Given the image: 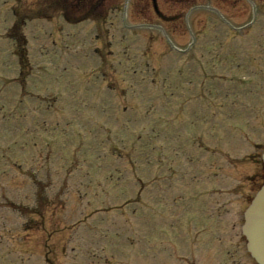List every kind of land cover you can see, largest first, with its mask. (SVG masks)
Here are the masks:
<instances>
[{"label":"rangeland","instance_id":"obj_1","mask_svg":"<svg viewBox=\"0 0 264 264\" xmlns=\"http://www.w3.org/2000/svg\"><path fill=\"white\" fill-rule=\"evenodd\" d=\"M15 1L0 0V264H175L174 238L181 252L192 238L186 201L197 210L210 204L233 248L262 173L264 79L242 82L248 90L239 100L219 101L188 86L184 55L200 57L203 25L212 36L213 20L260 16L264 0H252L255 10L248 0H157L167 20L152 0H120L102 26L62 16L24 22L32 70L23 76L5 33L13 9L38 18L43 2ZM246 42L256 51L248 70L264 77L252 31L233 43ZM225 75L222 93L237 85ZM187 170L196 181L172 204L181 195L166 179L190 182ZM222 199L229 204L220 216ZM196 254L197 264H213L212 250L198 246Z\"/></svg>","mask_w":264,"mask_h":264},{"label":"trees","instance_id":"obj_2","mask_svg":"<svg viewBox=\"0 0 264 264\" xmlns=\"http://www.w3.org/2000/svg\"><path fill=\"white\" fill-rule=\"evenodd\" d=\"M41 11L44 15L38 14L39 18L51 17L53 14H64L67 21L80 22L85 19H94L97 22H103L109 13L111 2L110 0H42ZM40 11V8H38ZM33 12V11H32ZM41 12V13H42ZM17 21L12 28L10 35L15 39L17 46V53L20 55L21 63L27 60V40L25 35L22 34L24 17H21L17 12ZM34 15V14H33ZM32 15V16H33Z\"/></svg>","mask_w":264,"mask_h":264},{"label":"flooded vegetation","instance_id":"obj_3","mask_svg":"<svg viewBox=\"0 0 264 264\" xmlns=\"http://www.w3.org/2000/svg\"><path fill=\"white\" fill-rule=\"evenodd\" d=\"M254 22H252L253 24ZM254 25V24H253ZM229 29H239L241 27H237L235 25H233L232 23L228 25ZM263 31V30H261ZM230 35L224 33V29L221 28L219 29V34H217L215 36L216 40H215V50L212 52V63L208 64L205 63V66L207 67V70H210V68H213V66L217 65L219 66V70L220 71H224L227 70L229 72H233L235 73V77H234V82L237 84L235 87L236 89V94H238V92H241V88H242V82L239 79V74H237L238 70H240L241 68L244 70H247L248 67H253V61L251 57V51L254 50V47H248V46H244L242 48H239V44H234V38L232 36V39L229 38ZM260 38V37H259ZM258 38V39H259ZM259 44L258 48L259 50L257 51V53L260 54V52L262 51L264 53V37H262L260 40H258L257 42ZM245 45H249L248 42L245 43ZM255 51V50H254ZM256 52V51H255ZM256 59V58H255ZM247 61H249L247 63ZM242 62V64H240ZM223 63L228 64L229 66H225ZM263 66V65H262ZM215 68V67H214ZM225 72V71H224ZM224 72H221L222 74ZM205 86L206 87H210V76L207 74L205 75ZM226 79V76L224 75L223 78H221V81H224ZM242 79V78H241Z\"/></svg>","mask_w":264,"mask_h":264},{"label":"water","instance_id":"obj_4","mask_svg":"<svg viewBox=\"0 0 264 264\" xmlns=\"http://www.w3.org/2000/svg\"><path fill=\"white\" fill-rule=\"evenodd\" d=\"M254 201L247 211L246 220L248 222L245 231L250 236L251 251L261 264H264V188Z\"/></svg>","mask_w":264,"mask_h":264}]
</instances>
